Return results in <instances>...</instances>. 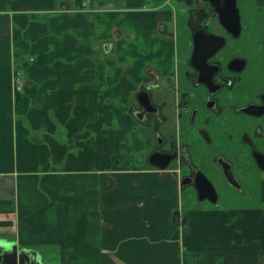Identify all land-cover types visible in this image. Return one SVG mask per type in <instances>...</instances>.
<instances>
[{
	"label": "crops",
	"instance_id": "1",
	"mask_svg": "<svg viewBox=\"0 0 264 264\" xmlns=\"http://www.w3.org/2000/svg\"><path fill=\"white\" fill-rule=\"evenodd\" d=\"M169 5L0 0V238L43 264H264L262 211L183 212L178 177L118 161L123 104L173 74Z\"/></svg>",
	"mask_w": 264,
	"mask_h": 264
},
{
	"label": "flooded vegetation",
	"instance_id": "2",
	"mask_svg": "<svg viewBox=\"0 0 264 264\" xmlns=\"http://www.w3.org/2000/svg\"><path fill=\"white\" fill-rule=\"evenodd\" d=\"M182 1L183 62L123 104L131 123L117 157L128 169H158L151 159L162 156L180 193L194 195L187 207L216 211L239 230L253 211L264 213V0H236L240 24L228 27L210 0ZM209 35L225 44L212 52Z\"/></svg>",
	"mask_w": 264,
	"mask_h": 264
},
{
	"label": "water",
	"instance_id": "3",
	"mask_svg": "<svg viewBox=\"0 0 264 264\" xmlns=\"http://www.w3.org/2000/svg\"><path fill=\"white\" fill-rule=\"evenodd\" d=\"M213 6L216 8V12L219 15V19L221 23L228 27L230 20L235 21V24H240V14L239 9L237 8L236 0H210ZM202 37V34H196L194 38V42L196 46H199L198 40ZM205 39H211L213 47V51L217 50L219 47L225 44V41L221 37L217 36H205ZM213 38V39H212ZM211 52V53H212ZM146 95H149L147 92ZM149 103V100H147ZM162 157V156H161ZM161 157L159 155H155L152 157V164L155 165L159 170H166L168 167V161H161ZM211 198L208 193H200V200H204L205 198ZM0 264H43L41 259H39V255L36 251L29 250L26 248L19 247L13 241L6 240L0 238Z\"/></svg>",
	"mask_w": 264,
	"mask_h": 264
},
{
	"label": "rangeland",
	"instance_id": "4",
	"mask_svg": "<svg viewBox=\"0 0 264 264\" xmlns=\"http://www.w3.org/2000/svg\"><path fill=\"white\" fill-rule=\"evenodd\" d=\"M73 1V0H70ZM170 5L168 9L172 8L175 13L174 24L170 26V32H172V47L170 50L162 52L163 61H166L167 64L171 63V69L174 71L175 68L180 66L183 62V55L185 48L187 46V36L185 28L183 27V17L187 15V6L182 0H169ZM194 195L188 193H181V209L183 212L187 213V203H193L192 198ZM49 262L50 264H58L56 262L50 261L46 257L45 263Z\"/></svg>",
	"mask_w": 264,
	"mask_h": 264
},
{
	"label": "built area",
	"instance_id": "5",
	"mask_svg": "<svg viewBox=\"0 0 264 264\" xmlns=\"http://www.w3.org/2000/svg\"><path fill=\"white\" fill-rule=\"evenodd\" d=\"M19 84L21 85V83L19 82Z\"/></svg>",
	"mask_w": 264,
	"mask_h": 264
}]
</instances>
